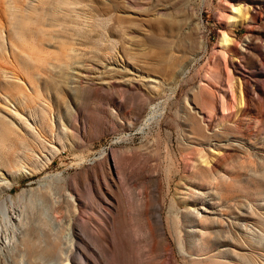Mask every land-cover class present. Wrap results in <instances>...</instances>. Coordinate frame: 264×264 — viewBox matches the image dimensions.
Here are the masks:
<instances>
[{
	"label": "rangeland",
	"instance_id": "rangeland-1",
	"mask_svg": "<svg viewBox=\"0 0 264 264\" xmlns=\"http://www.w3.org/2000/svg\"><path fill=\"white\" fill-rule=\"evenodd\" d=\"M72 231L102 264H264V0H0V264Z\"/></svg>",
	"mask_w": 264,
	"mask_h": 264
},
{
	"label": "bare ground",
	"instance_id": "bare-ground-1",
	"mask_svg": "<svg viewBox=\"0 0 264 264\" xmlns=\"http://www.w3.org/2000/svg\"><path fill=\"white\" fill-rule=\"evenodd\" d=\"M233 9H234V7H233ZM236 9H238V8L236 7ZM255 15H256V13L255 14H252L253 17ZM256 16L258 17V13H257ZM236 20H239V23L241 25H246L248 23V16L246 14H240V17L238 16V18ZM224 36H225V33H223V35L221 37V40H220L221 42H223L225 40ZM109 175L106 176V179L109 180L111 182V184H109L107 181L104 182L105 183V186L107 188L104 189V187L101 186V189H100L101 190V193L104 196V198H106V199L112 200L113 199V196L118 197V199H120L119 189L116 190V191L114 189H112L114 187V184L112 183ZM142 200H143V197L141 199V204H142V206L144 208V211H145V214H144L145 215V220L147 221V224H148L149 228L151 229V225H152V222H153L154 230L155 231H158V235L159 236H164L165 232L163 230L162 220H161L160 216H157V218L154 219L152 217V215H151L150 203L148 201L143 202ZM59 205H57L56 207H58ZM56 212H59V207L56 209ZM14 219H16V217H14ZM121 227H122L123 230H126L125 225L122 224L120 220L119 221L118 220L112 221V228L117 229L118 232H120V233H122ZM77 231H79V230L77 229ZM72 234H73L72 247L65 254V259H64V261L61 264H102L101 257L99 256V253L97 252V250H94L95 248L94 249L92 248V250L90 249L91 251H93V253L96 256V258L94 257L95 258V261H93V262L90 261L83 254V252H81L77 248V244L76 243H77L78 238H79L78 235H75L73 233V231H72ZM97 234H101V233L99 232ZM149 234H150V230H149ZM151 234H152V231H151ZM23 238H22V240H23ZM6 239H7L6 234L1 233L0 234V242H1L0 245H2L4 243V240H6ZM22 240L20 241L21 242L20 243V246H19V242H18L17 246H14L13 245V248H12V250L15 248V250L17 251V254L16 255H18V256H20L19 254L23 251V252H25L29 256V258L35 257L37 255H41V256H44V257H52L54 255L55 251H56L54 249V245H53L54 240L49 235H45V238L43 239V241L45 242L44 245H42V244H36L35 241H33L32 237H28L27 241H30V242L28 243V245L26 246L25 249L22 248ZM117 240H118V238H117ZM163 240L165 242V245H164V248H163V251L164 252H163V254H161V258H163L165 256L166 251L169 250V245L166 243V239H163ZM14 242L16 243V241H14ZM25 245L26 244L24 243L23 244V247ZM105 251H106L107 255H109V258L112 261V264H119V262H121V259H122L123 255H124V253L122 251H120V250H113V251L109 252L106 249H105ZM10 255H12V254H10ZM16 255H13L14 257L13 256L12 257H13V260L17 263V261L19 259H16V257H17ZM160 262L161 261H156V262H153L152 264H160ZM18 263H20V261H18Z\"/></svg>",
	"mask_w": 264,
	"mask_h": 264
}]
</instances>
